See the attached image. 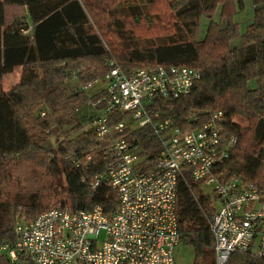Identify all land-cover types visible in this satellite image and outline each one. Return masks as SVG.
<instances>
[{
    "label": "trees",
    "instance_id": "obj_1",
    "mask_svg": "<svg viewBox=\"0 0 264 264\" xmlns=\"http://www.w3.org/2000/svg\"><path fill=\"white\" fill-rule=\"evenodd\" d=\"M154 2L124 0L107 8L101 0H0V79L22 68L18 82L0 87V244L14 240L13 232L5 230L11 213L30 221L54 206L91 210L100 205L106 215L115 208L117 197L105 173L110 154L76 116L77 108L97 93L79 88L66 93L63 86L71 70L85 82L102 75L111 60L125 72L154 63L195 68L199 77L188 92L156 99L150 108L182 128L197 127L221 111L228 132L237 138L221 165L225 177L238 175L264 188V0H250L253 17L243 31L233 14L244 9L245 0H171V30L141 37L126 26V19L150 21ZM6 5H24L29 22L6 25ZM227 5L233 11L225 15ZM217 7L225 17L222 26L212 19ZM88 9L107 11L116 45L93 29ZM202 15L209 17L208 26L196 40ZM235 40L240 44L232 45ZM121 118L114 116L115 121ZM53 137L55 144L48 142ZM127 138L140 145L146 168L154 169L158 142L152 130L135 128ZM27 158L41 166L44 179L53 181L50 197L39 192L18 199L4 195V167ZM189 173L183 167L176 186L179 244L192 247L193 264H214L213 197ZM0 264H11L5 253L0 252ZM225 264H264V258L234 251Z\"/></svg>",
    "mask_w": 264,
    "mask_h": 264
},
{
    "label": "built area",
    "instance_id": "obj_2",
    "mask_svg": "<svg viewBox=\"0 0 264 264\" xmlns=\"http://www.w3.org/2000/svg\"><path fill=\"white\" fill-rule=\"evenodd\" d=\"M109 65L77 88L86 91L102 82L91 99L96 114L87 126L110 154L105 173L117 197L115 208L106 215L100 205L91 210L54 206L30 221L15 220L14 240L1 243L0 252L11 264H175L176 186L188 167L191 179L210 186L219 201L209 222L214 264H225L234 251L264 258V188L238 175L225 177L221 165L237 138L228 132L223 113L182 128L150 108L156 99L188 92L199 72L184 64L154 63L129 72L113 60ZM117 114L122 118L115 121ZM144 126L158 142L154 169L146 168L140 145L127 138ZM101 230L105 239L99 243Z\"/></svg>",
    "mask_w": 264,
    "mask_h": 264
},
{
    "label": "rangeland",
    "instance_id": "obj_3",
    "mask_svg": "<svg viewBox=\"0 0 264 264\" xmlns=\"http://www.w3.org/2000/svg\"><path fill=\"white\" fill-rule=\"evenodd\" d=\"M105 1V7L109 8L114 6L119 2L124 0H101ZM171 0H155L153 5L149 7L151 13V20L146 21L141 19L138 23H135L131 18L126 19V26L134 30V32L141 37L162 34L169 32L172 28L173 12L169 7V2ZM105 9V8H103ZM106 10V9H105ZM233 11L231 5H227L224 9L223 14H230ZM220 9L217 7L215 13L212 16V19L217 21L220 26L224 25L225 17L219 15ZM90 25L93 26V29L101 33L104 37V40H108L112 45L117 44V39L112 33L113 26L110 25L111 19L108 17V13L102 10H93L88 9ZM253 17V6L250 0H245V7L243 10H237L233 14V19L238 22L240 31L245 29V26L252 21ZM5 24L13 22L14 20H19L21 22H29L26 7L24 5H6L5 6ZM209 17L202 15L198 21V26L195 28L193 39L200 40L206 34V28L208 26ZM239 41L235 40L232 42V45H239ZM85 63V62H84ZM61 65V64H60ZM22 72L21 67H15L11 73L5 74L0 79V87L2 89H9L16 82H18ZM70 72V71H69ZM76 70H71L70 75ZM70 78L64 79V92L69 93L70 91L76 89L80 83L77 77L69 76ZM102 86V82L93 83L85 90L88 94L95 93L99 87ZM47 110V109H42ZM96 114V108L92 105L91 99L81 104L76 110V116L83 123V126L87 128V123L90 118ZM243 125H248V122L240 120ZM53 123V122H52ZM127 127L134 126L130 120H125ZM34 126V124H33ZM32 126V128H33ZM54 127V126H52ZM31 128V126H30ZM36 128V127H34ZM54 137L49 139V143H54ZM47 142V141H46ZM44 147H45V143ZM31 158L17 160L9 162L3 169L2 175L4 178V195L8 198L26 197L31 192H39L46 197H50L54 187H51L53 181L47 178L44 179V172L41 166H39L35 161L29 160ZM204 193L209 194L213 197L215 207H219L218 198L215 196L212 188L207 185H202ZM17 215L10 214L8 222L5 225V230L7 233L12 231L13 224L15 220H18ZM99 243L105 239V233L103 230L100 231L97 237ZM174 260L175 264H193L194 260V251L189 245L183 243L178 244L174 249Z\"/></svg>",
    "mask_w": 264,
    "mask_h": 264
}]
</instances>
